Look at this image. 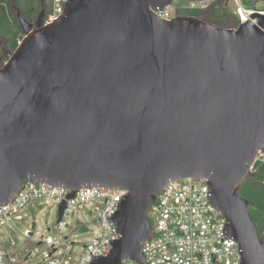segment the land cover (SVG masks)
I'll use <instances>...</instances> for the list:
<instances>
[{"label": "water", "instance_id": "95a60500", "mask_svg": "<svg viewBox=\"0 0 264 264\" xmlns=\"http://www.w3.org/2000/svg\"><path fill=\"white\" fill-rule=\"evenodd\" d=\"M175 1L69 0L48 25L45 8L18 12L25 36L0 67V205L28 181L124 189L120 238L91 264H146L149 207L171 180L206 179L241 264H264L240 192L264 147V15L226 28L152 10Z\"/></svg>", "mask_w": 264, "mask_h": 264}, {"label": "built area", "instance_id": "2783aa9c", "mask_svg": "<svg viewBox=\"0 0 264 264\" xmlns=\"http://www.w3.org/2000/svg\"><path fill=\"white\" fill-rule=\"evenodd\" d=\"M69 0H51V7L45 15V25L51 24L61 16ZM234 16L239 24L250 20L252 24L259 23V17L251 14L264 15V8L247 7L246 0H234ZM249 1V0H248ZM205 2V1H204ZM199 7L203 2H188L191 8ZM204 6V5H203ZM161 18L171 20L176 17V6L173 4L164 9L152 8ZM237 25V26H238ZM264 162V147L251 165L250 172L257 170V164ZM74 192V195L71 194ZM128 193L124 189L108 187H80L69 189L60 185L26 182L17 198L0 205V228L9 218L23 219L18 212L24 209L34 199H44L46 204L58 206V228L66 229L72 219L79 214L81 207L87 205L86 215L90 214L89 206L98 210V230L95 237L82 248V253L76 262L66 258L72 253L75 242L64 247V241L48 233L40 244L50 246L44 252L43 258L36 264H91L96 256H108L111 251L110 240L119 239L116 224L112 215L116 212L119 201ZM64 204L61 217L59 208ZM147 216L154 235L143 243L142 251L146 264H241L240 244L224 234L227 218L208 198V181L195 177L179 178L169 181L161 194L149 207ZM50 230V228H49ZM75 230L80 233L89 232L90 227L83 222H77ZM64 247V249H62ZM28 258V257H27ZM0 264H22L11 259L7 248L0 237ZM121 264H142L134 259H123Z\"/></svg>", "mask_w": 264, "mask_h": 264}, {"label": "rangeland", "instance_id": "374dc122", "mask_svg": "<svg viewBox=\"0 0 264 264\" xmlns=\"http://www.w3.org/2000/svg\"><path fill=\"white\" fill-rule=\"evenodd\" d=\"M214 0H207L201 3L200 6H212ZM222 5L226 3V0H222ZM231 20L225 21L223 27L235 28L236 18L234 17L235 1L231 0ZM176 6V14L183 12L188 7L186 1H175L173 3ZM199 7V3L197 4ZM246 6L264 8V0H249ZM18 10L13 7V13L18 17ZM206 17V14H203ZM6 38L0 37V47L3 49V54L0 55V67H2L8 60L6 48ZM246 177V180H250L251 177ZM251 204V203H250ZM88 213L95 214L94 217L86 215L87 205L81 207L79 214L72 219L71 225L66 229L58 228V206L54 204L49 206L44 199H34L28 206L21 209L18 213L23 215V219L9 218L5 220L4 225L0 228V237L3 240L7 252L11 259L16 260L22 264H36L44 256V252L49 250L50 246L46 243L40 244L41 239L48 233H52L61 241H64L66 236H69L67 241L63 242L64 247L69 246L72 242H75L74 250L72 253H67L66 258L76 262L82 253V248L85 244H88L95 237L96 230H98V210L96 207L89 206ZM77 222H83L90 227L89 232L80 233L75 230ZM35 224V227L33 225ZM50 228V230H49ZM262 239V238H261ZM263 240V239H262ZM64 247L62 249H64ZM28 257V258H27Z\"/></svg>", "mask_w": 264, "mask_h": 264}, {"label": "trees", "instance_id": "16d2710c", "mask_svg": "<svg viewBox=\"0 0 264 264\" xmlns=\"http://www.w3.org/2000/svg\"><path fill=\"white\" fill-rule=\"evenodd\" d=\"M248 0H246V3ZM13 7L30 22H35L43 8L46 12L51 7V0H0V37L6 38V51H14L25 36ZM188 16L199 17L201 9L187 8L180 11ZM236 18V16H234ZM239 20L236 18V26ZM0 47V55L3 54ZM250 180L246 178L240 184L241 195L250 201L249 212L255 221L258 233L264 240V162L257 164V170L250 172Z\"/></svg>", "mask_w": 264, "mask_h": 264}, {"label": "flooded vegetation", "instance_id": "af4514ba", "mask_svg": "<svg viewBox=\"0 0 264 264\" xmlns=\"http://www.w3.org/2000/svg\"><path fill=\"white\" fill-rule=\"evenodd\" d=\"M221 1L222 0H214L210 8H208V6L195 7V8L201 9L199 18L206 22L213 23L217 26L223 27L222 25L225 21H229L232 19L231 10H230L231 0H226V3L224 5H222ZM187 8H191L189 4ZM203 14H206V17H204ZM178 15H185V14L179 13L176 16ZM185 16H188V15H185Z\"/></svg>", "mask_w": 264, "mask_h": 264}]
</instances>
